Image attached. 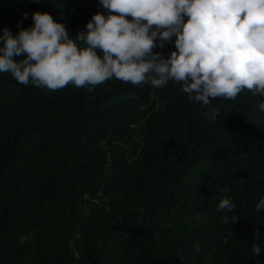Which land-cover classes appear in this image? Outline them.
Wrapping results in <instances>:
<instances>
[{"label":"trees","instance_id":"trees-1","mask_svg":"<svg viewBox=\"0 0 264 264\" xmlns=\"http://www.w3.org/2000/svg\"><path fill=\"white\" fill-rule=\"evenodd\" d=\"M34 12L70 38L107 15L99 0H0V35ZM260 102L205 106L179 83L115 78L49 91L0 73V264H264ZM224 198L232 212L217 211Z\"/></svg>","mask_w":264,"mask_h":264},{"label":"clouds","instance_id":"clouds-1","mask_svg":"<svg viewBox=\"0 0 264 264\" xmlns=\"http://www.w3.org/2000/svg\"><path fill=\"white\" fill-rule=\"evenodd\" d=\"M99 3L107 15H93L75 38L47 12H34L33 26L16 34L4 29L0 73L49 91L69 85L92 91L113 78L153 88L172 81L182 84L190 101L205 106L215 99L234 101L244 91L264 97V0ZM173 37L175 51L167 57L154 53ZM258 108L264 112V102ZM219 115L216 108L213 119ZM234 207L224 198L217 211L232 212ZM255 210L264 211V198ZM232 221L238 218L233 215ZM253 235L259 237V229ZM252 252L260 256L261 247L254 244Z\"/></svg>","mask_w":264,"mask_h":264}]
</instances>
